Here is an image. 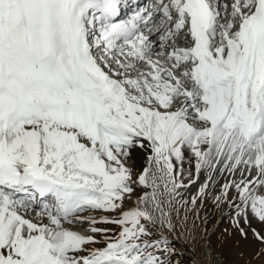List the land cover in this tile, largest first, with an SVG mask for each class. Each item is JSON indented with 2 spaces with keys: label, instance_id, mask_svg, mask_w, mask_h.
Returning a JSON list of instances; mask_svg holds the SVG:
<instances>
[{
  "label": "snow or ice",
  "instance_id": "obj_1",
  "mask_svg": "<svg viewBox=\"0 0 264 264\" xmlns=\"http://www.w3.org/2000/svg\"><path fill=\"white\" fill-rule=\"evenodd\" d=\"M122 7L0 0V264H170L147 225L158 212L171 230L165 205L202 170L193 208L213 173L239 171L215 200L242 236L241 219L264 225V0ZM133 151L148 153L135 179ZM134 185L150 191L126 210Z\"/></svg>",
  "mask_w": 264,
  "mask_h": 264
},
{
  "label": "rangeland",
  "instance_id": "obj_2",
  "mask_svg": "<svg viewBox=\"0 0 264 264\" xmlns=\"http://www.w3.org/2000/svg\"><path fill=\"white\" fill-rule=\"evenodd\" d=\"M147 156L148 153L142 151H133L130 154L126 166L132 170L134 179L138 178L143 169L148 166ZM176 167L179 170L181 165L177 164ZM182 167L184 172L180 179L187 184L189 183V173H191V178L196 177L195 161L191 158L190 153H186V159ZM207 177L208 172L202 170L199 178L196 179V183L187 189L180 190L181 196L173 202L170 208L165 205V210L171 212V230L161 222L159 213L154 214L155 222L147 225L152 233L149 239L156 240L162 237L169 241V246L174 252L173 255L166 257L170 264H197L193 260L184 257L182 248L173 240L180 241L184 250L197 258L201 264H264V243L257 240L253 234V229H255L261 235H264V225L251 216H249L250 223L247 224L241 219L240 228H243L247 233L246 236H242L240 230L234 226L235 208L230 207L227 202L217 203L215 200V197L221 195L225 183L240 179L239 171L235 175H231L227 171L221 174L219 170L213 173L206 196L203 199L197 198V204L193 208L191 199L197 196L200 186L207 181ZM134 188L132 198L125 200L124 207L126 210L134 208L133 201L143 196L145 191L148 190L135 185ZM235 195V192L231 191L229 201ZM183 201H188V203L182 206ZM33 215L34 212H30L29 218ZM83 215L85 217L95 216L100 218L107 214L96 211L85 212ZM70 227L74 231L84 233L88 225L84 223ZM97 227H111L113 232H118L115 226L98 224ZM210 234L211 236L207 242L206 238ZM97 239H101V237L97 236Z\"/></svg>",
  "mask_w": 264,
  "mask_h": 264
},
{
  "label": "water",
  "instance_id": "obj_3",
  "mask_svg": "<svg viewBox=\"0 0 264 264\" xmlns=\"http://www.w3.org/2000/svg\"><path fill=\"white\" fill-rule=\"evenodd\" d=\"M211 234H212V233H211ZM211 234L208 235V237L206 238V239H207V240H206L207 242H208V239H209V237L211 236ZM173 242L177 243V244L180 246V248H182V255H183L184 257L193 260V261L196 262L197 264H201V263L198 261V259H195L194 257H192V255L188 254V253L183 249V245H182V243H181L180 241L173 240Z\"/></svg>",
  "mask_w": 264,
  "mask_h": 264
},
{
  "label": "bare ground",
  "instance_id": "obj_4",
  "mask_svg": "<svg viewBox=\"0 0 264 264\" xmlns=\"http://www.w3.org/2000/svg\"><path fill=\"white\" fill-rule=\"evenodd\" d=\"M148 190H149V189H148ZM148 190H146L145 192H149V191H150V190H149V191H148ZM144 194H145V193H144ZM137 200H138V199H137ZM137 200H134V201H133L134 206H133V205H132V206H133L134 208L137 207ZM149 210L151 211V207H149ZM155 213L157 214L158 212H154L153 215H154ZM154 217H155V216H154ZM182 245H183V244H182ZM183 249H184V247H183ZM187 253L190 254L189 252H187ZM190 255H192V254H190ZM192 257H193V255H192ZM194 258H195V257H194ZM195 259H197V258H195Z\"/></svg>",
  "mask_w": 264,
  "mask_h": 264
}]
</instances>
